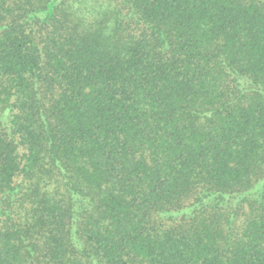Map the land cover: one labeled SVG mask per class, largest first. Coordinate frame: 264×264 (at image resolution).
Instances as JSON below:
<instances>
[{"label": "trees", "instance_id": "1", "mask_svg": "<svg viewBox=\"0 0 264 264\" xmlns=\"http://www.w3.org/2000/svg\"><path fill=\"white\" fill-rule=\"evenodd\" d=\"M0 264H264V0H0Z\"/></svg>", "mask_w": 264, "mask_h": 264}]
</instances>
